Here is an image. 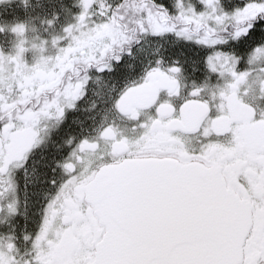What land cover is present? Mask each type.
Listing matches in <instances>:
<instances>
[{
    "label": "snow or ice",
    "instance_id": "obj_1",
    "mask_svg": "<svg viewBox=\"0 0 264 264\" xmlns=\"http://www.w3.org/2000/svg\"><path fill=\"white\" fill-rule=\"evenodd\" d=\"M19 6L0 264H264V0Z\"/></svg>",
    "mask_w": 264,
    "mask_h": 264
},
{
    "label": "flooded vegetation",
    "instance_id": "obj_2",
    "mask_svg": "<svg viewBox=\"0 0 264 264\" xmlns=\"http://www.w3.org/2000/svg\"><path fill=\"white\" fill-rule=\"evenodd\" d=\"M70 2V0H69ZM235 3L243 4L245 0H234ZM35 5L36 0H32ZM26 13L19 6V0H5L3 4H0V23L11 22L15 19H25Z\"/></svg>",
    "mask_w": 264,
    "mask_h": 264
},
{
    "label": "rangeland",
    "instance_id": "obj_3",
    "mask_svg": "<svg viewBox=\"0 0 264 264\" xmlns=\"http://www.w3.org/2000/svg\"><path fill=\"white\" fill-rule=\"evenodd\" d=\"M35 4H36V3H35ZM38 12H41V9H40V8H36V12H33L32 14H33V15H36V13H38ZM35 24H36L38 30L42 31V28L40 27V22H39V20H36V21H35Z\"/></svg>",
    "mask_w": 264,
    "mask_h": 264
}]
</instances>
